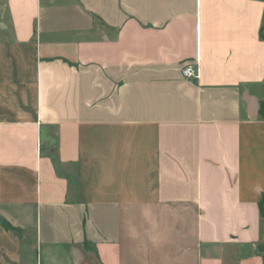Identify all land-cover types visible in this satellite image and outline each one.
<instances>
[{"label": "crops", "instance_id": "0c3cea01", "mask_svg": "<svg viewBox=\"0 0 264 264\" xmlns=\"http://www.w3.org/2000/svg\"><path fill=\"white\" fill-rule=\"evenodd\" d=\"M262 35L264 0H0V264H264Z\"/></svg>", "mask_w": 264, "mask_h": 264}, {"label": "built area", "instance_id": "2783aa9c", "mask_svg": "<svg viewBox=\"0 0 264 264\" xmlns=\"http://www.w3.org/2000/svg\"><path fill=\"white\" fill-rule=\"evenodd\" d=\"M181 72H182V76L185 79H192V80L198 79L197 60L192 64L185 65L184 68H182Z\"/></svg>", "mask_w": 264, "mask_h": 264}, {"label": "water", "instance_id": "95a60500", "mask_svg": "<svg viewBox=\"0 0 264 264\" xmlns=\"http://www.w3.org/2000/svg\"><path fill=\"white\" fill-rule=\"evenodd\" d=\"M246 101L248 103V109H249V113H250L249 116H250V118H254L255 112H256L255 102L252 98H247Z\"/></svg>", "mask_w": 264, "mask_h": 264}, {"label": "trees", "instance_id": "16d2710c", "mask_svg": "<svg viewBox=\"0 0 264 264\" xmlns=\"http://www.w3.org/2000/svg\"><path fill=\"white\" fill-rule=\"evenodd\" d=\"M262 39H264L263 35H262ZM262 105H264V102L262 103ZM258 208H259L260 216L262 217V219H264V194L261 197V200L258 204Z\"/></svg>", "mask_w": 264, "mask_h": 264}, {"label": "rangeland", "instance_id": "374dc122", "mask_svg": "<svg viewBox=\"0 0 264 264\" xmlns=\"http://www.w3.org/2000/svg\"><path fill=\"white\" fill-rule=\"evenodd\" d=\"M185 65H188V64H184V66H185ZM184 66H183L182 68H184Z\"/></svg>", "mask_w": 264, "mask_h": 264}]
</instances>
